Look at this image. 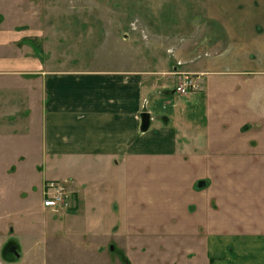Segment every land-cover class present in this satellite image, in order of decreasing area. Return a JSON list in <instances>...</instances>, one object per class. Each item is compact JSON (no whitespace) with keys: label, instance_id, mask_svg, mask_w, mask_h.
I'll list each match as a JSON object with an SVG mask.
<instances>
[{"label":"crops","instance_id":"obj_1","mask_svg":"<svg viewBox=\"0 0 264 264\" xmlns=\"http://www.w3.org/2000/svg\"><path fill=\"white\" fill-rule=\"evenodd\" d=\"M207 12L226 46L174 67L203 83L175 98L176 75L51 70L31 42L29 7L17 13L0 1V140L37 129L40 182L47 171L75 179L73 213L92 223L110 203L104 189L116 180L130 191V163L174 180L173 199L114 202L129 223L109 228L126 242L111 247L117 264H264V0H207Z\"/></svg>","mask_w":264,"mask_h":264},{"label":"rangeland","instance_id":"obj_2","mask_svg":"<svg viewBox=\"0 0 264 264\" xmlns=\"http://www.w3.org/2000/svg\"><path fill=\"white\" fill-rule=\"evenodd\" d=\"M0 1L17 13L29 7L31 42L49 61L51 70L142 71L161 79L176 75L180 84L183 72L174 67L183 71L187 61L217 54L227 41L224 27L208 16L207 0ZM199 84H203L201 80ZM181 95L185 96L177 92L175 98ZM20 134L11 142L0 140V264H117L122 255L111 247L126 242L112 236L109 228L115 223L123 225L127 212L121 205L119 211L114 210V202L125 203L126 196L146 200L153 196L158 202L173 199L175 183L170 174L163 177L164 171L151 173L130 163V191L116 180L104 189L110 203L98 209L97 221L74 215L78 185L73 178L65 179L64 173L58 179L68 181L75 196L65 211H51L44 205L43 184L56 174L47 171L50 177L40 182L37 129ZM9 156L12 164L17 163L15 173L8 171ZM158 187L167 190L161 192ZM141 209L149 211V206L141 203ZM128 224L124 221V231ZM90 225L97 229L90 230ZM134 230L138 231L137 225ZM140 230L141 238L156 239L146 228Z\"/></svg>","mask_w":264,"mask_h":264},{"label":"built area","instance_id":"obj_3","mask_svg":"<svg viewBox=\"0 0 264 264\" xmlns=\"http://www.w3.org/2000/svg\"><path fill=\"white\" fill-rule=\"evenodd\" d=\"M181 74L183 75V82L176 85V92L187 95L200 90L201 86L196 76L184 72ZM72 190L73 188L68 181L59 179L45 181L43 184L44 205L51 211H65L75 196L76 191Z\"/></svg>","mask_w":264,"mask_h":264},{"label":"water","instance_id":"obj_4","mask_svg":"<svg viewBox=\"0 0 264 264\" xmlns=\"http://www.w3.org/2000/svg\"><path fill=\"white\" fill-rule=\"evenodd\" d=\"M150 125V114L145 112L142 113V127L141 129L143 131H146L149 128ZM206 184V182L203 180L199 183V187H203Z\"/></svg>","mask_w":264,"mask_h":264}]
</instances>
